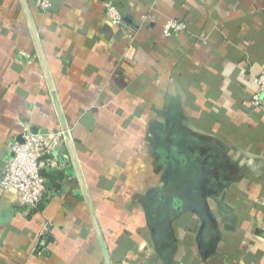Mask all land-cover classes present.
I'll return each instance as SVG.
<instances>
[{"label":"crops","instance_id":"obj_1","mask_svg":"<svg viewBox=\"0 0 264 264\" xmlns=\"http://www.w3.org/2000/svg\"><path fill=\"white\" fill-rule=\"evenodd\" d=\"M112 264H264V0H27ZM186 27L166 37L169 19ZM58 130L20 0H0L7 144ZM46 201L0 188V264H105L65 140ZM46 243H38L43 229Z\"/></svg>","mask_w":264,"mask_h":264},{"label":"built area","instance_id":"obj_2","mask_svg":"<svg viewBox=\"0 0 264 264\" xmlns=\"http://www.w3.org/2000/svg\"><path fill=\"white\" fill-rule=\"evenodd\" d=\"M37 5L47 10L51 0H38ZM104 14L114 26H121L124 16L115 3L103 1ZM186 24L179 19H169L163 26L166 37L183 30ZM257 90L250 96L248 105L252 108L264 107V69L254 78ZM64 141L63 132L58 130L33 131L24 124L21 140H12L7 144L9 157L5 160L0 173V188L14 190L19 197L22 208H36L46 201V179L43 171L57 164V146ZM49 228L41 232L38 243H46L45 235Z\"/></svg>","mask_w":264,"mask_h":264},{"label":"water","instance_id":"obj_3","mask_svg":"<svg viewBox=\"0 0 264 264\" xmlns=\"http://www.w3.org/2000/svg\"><path fill=\"white\" fill-rule=\"evenodd\" d=\"M20 3H21V6L23 8L26 20L28 22V26L30 28V32H31V35H32V38H33V41H34V45H35L39 60H40V62L42 64L43 70L45 72L46 80H47V83H48V86H49V90H50V96H51L55 111H56L58 119H59L60 129L63 132L65 143L67 144V146H68V148L70 150L74 165L76 167L78 178H79L80 184H81L82 194H83V197L85 199L88 211L90 213L94 228L96 230V234H97V238H98L101 250H102L104 262H105V264H112L108 249H107L105 241H104V237H103L102 232H101V228H100V226L98 224V221H97V218H96V214H95V211H94V207H93L91 198L89 196V193H88L84 178H83L82 173L80 171V167H79L78 160H77V157H76V154H75V150H74V146H73L72 136H71V133H70V131L68 129V126L66 124V121H65V118H64V115H63L59 100H58L57 93H56V91L54 89V86H53V83H52V79L50 77V73H49V70H48L47 65H46L44 54L42 52L40 39H39V36H38V34L36 32V29H35V25H34V22H33V19H32V15H31V12H30L28 1L27 0H20Z\"/></svg>","mask_w":264,"mask_h":264},{"label":"trees","instance_id":"obj_4","mask_svg":"<svg viewBox=\"0 0 264 264\" xmlns=\"http://www.w3.org/2000/svg\"><path fill=\"white\" fill-rule=\"evenodd\" d=\"M39 206H42L41 204Z\"/></svg>","mask_w":264,"mask_h":264}]
</instances>
